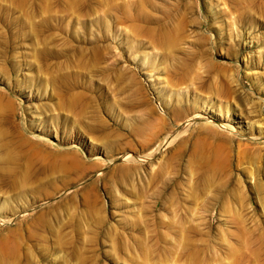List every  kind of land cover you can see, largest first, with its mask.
I'll return each mask as SVG.
<instances>
[{
    "label": "rangeland",
    "instance_id": "374dc122",
    "mask_svg": "<svg viewBox=\"0 0 264 264\" xmlns=\"http://www.w3.org/2000/svg\"><path fill=\"white\" fill-rule=\"evenodd\" d=\"M0 104V264H264V0H0Z\"/></svg>",
    "mask_w": 264,
    "mask_h": 264
},
{
    "label": "bare ground",
    "instance_id": "6f19581e",
    "mask_svg": "<svg viewBox=\"0 0 264 264\" xmlns=\"http://www.w3.org/2000/svg\"><path fill=\"white\" fill-rule=\"evenodd\" d=\"M0 107H2V108H5V106H3L2 104H0ZM197 116V115H196ZM204 116L203 115H198L197 117H195L194 116V118L191 120V122H189L183 129V131H182V133H188V131H189V129H190V126L192 125L191 123H194V122H198L199 120H201L202 118H203ZM201 122V121H200ZM222 123V122H221ZM197 124V123H196ZM222 131H224V132H234L231 128H230V126H229V124H221V126L219 127ZM181 133V134H182ZM179 135V134H178ZM174 139V138H173ZM172 139V140H173ZM6 157V156H5ZM137 158H134V160H136ZM11 160V158H10V156L8 155L6 158H5V161H10ZM125 160H127V161H130L131 160V158L130 157H125ZM138 161V160H137Z\"/></svg>",
    "mask_w": 264,
    "mask_h": 264
}]
</instances>
